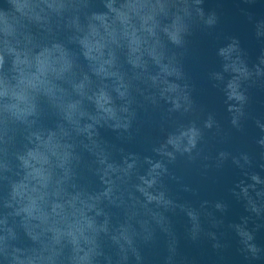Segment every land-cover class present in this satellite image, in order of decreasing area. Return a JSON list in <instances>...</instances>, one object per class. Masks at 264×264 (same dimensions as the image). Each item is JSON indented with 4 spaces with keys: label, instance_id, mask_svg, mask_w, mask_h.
Masks as SVG:
<instances>
[{
    "label": "water",
    "instance_id": "obj_1",
    "mask_svg": "<svg viewBox=\"0 0 264 264\" xmlns=\"http://www.w3.org/2000/svg\"><path fill=\"white\" fill-rule=\"evenodd\" d=\"M22 2L0 264H264V0Z\"/></svg>",
    "mask_w": 264,
    "mask_h": 264
},
{
    "label": "clouds",
    "instance_id": "obj_2",
    "mask_svg": "<svg viewBox=\"0 0 264 264\" xmlns=\"http://www.w3.org/2000/svg\"><path fill=\"white\" fill-rule=\"evenodd\" d=\"M49 7H51V5H49ZM25 9H30V5L26 2V0H25V2L19 3L17 5L18 11H21L23 13ZM172 39L174 41L177 40V35L173 34ZM6 95H8V93L6 91H0V98H3ZM12 97L18 102V103H15V104H12L11 106H9V109L12 110L15 114L16 112L21 111L19 109L18 105H19V103H25L27 100V97L23 93H16V92L12 93ZM194 136H195V132H192L191 137L189 139L190 144H194ZM169 142L174 143V141H171V140Z\"/></svg>",
    "mask_w": 264,
    "mask_h": 264
}]
</instances>
